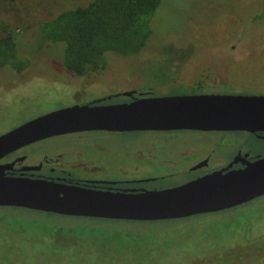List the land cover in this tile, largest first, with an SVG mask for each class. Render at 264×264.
I'll return each instance as SVG.
<instances>
[{
	"label": "rangeland",
	"instance_id": "rangeland-1",
	"mask_svg": "<svg viewBox=\"0 0 264 264\" xmlns=\"http://www.w3.org/2000/svg\"><path fill=\"white\" fill-rule=\"evenodd\" d=\"M92 1L0 0V35H13L18 55L25 60L22 73L0 70V135L53 110L60 91L43 82V76L80 78L64 67V44L42 43L38 26ZM263 7L264 0H162L146 48L132 57L108 54L103 85L108 91L121 92L130 90L129 86L151 87L147 81L165 78L172 85L200 82L207 87L218 82L233 87L231 90L246 86L264 93ZM185 93L172 91L168 96ZM91 140L85 137L71 142L98 161L89 146ZM95 140L111 150L140 142L134 136H99ZM143 141L155 143L145 146L151 152L153 147H163L161 162L172 159L168 148L199 145L188 136L151 134ZM39 146V150L51 152L63 145ZM101 161L111 163L104 170L116 171V162L107 157ZM168 164L160 163L142 177L170 173ZM186 178L150 187L171 189L183 185ZM0 264H264V197L215 214L159 222L65 218L3 207Z\"/></svg>",
	"mask_w": 264,
	"mask_h": 264
},
{
	"label": "water",
	"instance_id": "water-1",
	"mask_svg": "<svg viewBox=\"0 0 264 264\" xmlns=\"http://www.w3.org/2000/svg\"><path fill=\"white\" fill-rule=\"evenodd\" d=\"M264 132V96L200 95L75 106L35 118L0 137V159L37 143L83 131ZM264 197V159L158 191H101L0 172V208L72 218L159 222L215 214Z\"/></svg>",
	"mask_w": 264,
	"mask_h": 264
},
{
	"label": "flooded vegetation",
	"instance_id": "flooded-vegetation-1",
	"mask_svg": "<svg viewBox=\"0 0 264 264\" xmlns=\"http://www.w3.org/2000/svg\"><path fill=\"white\" fill-rule=\"evenodd\" d=\"M104 71L98 73L90 72L78 76L80 78L74 80H64L63 78L55 79V77L43 76L45 77L43 82L47 83L50 87H57L60 91V96L55 97V100H53L55 101L53 110L36 116L35 118L75 106L104 107L125 105L142 99L152 98L200 95L264 96L261 89L257 88H246V86H243L231 90L230 88L233 87L227 85L219 86L218 82L207 87L200 82L192 86H180L178 84H166L167 80L165 78H162L163 80L157 78L154 81H147L146 83L153 84L151 87L147 85L145 87H140L141 85L135 87L129 86L130 90L128 91L114 92L111 90L108 91L103 85L107 81L105 77L107 75ZM177 87H181L182 89L176 90L175 88ZM182 90L186 93L168 96L169 92H181ZM157 92H161L163 95H156ZM35 118H31L27 122ZM27 122L16 126L14 129ZM151 134L180 137L188 136L199 145L178 144L174 148H168L166 151L172 159H163L161 162L159 156L161 155V149L163 147H153L151 148L154 150L153 152L145 148V146L155 144L154 142L147 144L143 141L144 137ZM99 136L117 138L134 136L140 142L135 143L131 147L111 150L102 147L100 145L101 143L95 140ZM85 137L92 139L89 146L92 152L98 156V161L90 154H85L83 147H79L71 142V140H82ZM207 140H210L213 144ZM44 143H57L63 146L51 152L41 149L40 151L38 149L40 147L39 145ZM106 157L112 160V162H116L114 165V167H117L115 172H108L103 169L106 164L111 165L109 161H106V163L105 161H101ZM262 159H264V132L252 134L238 131L199 132L185 130L166 132L83 131L52 137L18 149L0 159V172L8 177L49 180L101 191L140 192L142 190H165L163 188L155 190L150 185L152 183L158 184L164 181H174L179 177L181 179L187 177L184 183L187 184L215 172L223 171L227 173L243 170L249 163H254ZM160 163H170L168 164L171 166L170 173H162L161 176L154 178L142 177L145 176L148 169H153ZM100 165L103 167L100 168ZM176 167L180 168L175 170ZM182 168L186 169L184 170ZM96 175H102L105 178L98 179L95 177Z\"/></svg>",
	"mask_w": 264,
	"mask_h": 264
},
{
	"label": "trees",
	"instance_id": "trees-1",
	"mask_svg": "<svg viewBox=\"0 0 264 264\" xmlns=\"http://www.w3.org/2000/svg\"><path fill=\"white\" fill-rule=\"evenodd\" d=\"M161 3L162 0H94L86 7H76L41 22L40 39L42 43L64 44V67L73 74L98 73L106 69L108 54L125 58L142 53L153 35L152 21ZM24 66L14 36L0 35V70L11 68L22 73Z\"/></svg>",
	"mask_w": 264,
	"mask_h": 264
}]
</instances>
